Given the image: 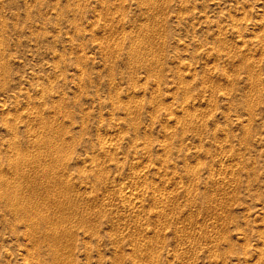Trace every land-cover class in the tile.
I'll return each instance as SVG.
<instances>
[{
  "label": "rangeland",
  "instance_id": "1",
  "mask_svg": "<svg viewBox=\"0 0 264 264\" xmlns=\"http://www.w3.org/2000/svg\"><path fill=\"white\" fill-rule=\"evenodd\" d=\"M2 174L0 264H264V0H0Z\"/></svg>",
  "mask_w": 264,
  "mask_h": 264
},
{
  "label": "bare ground",
  "instance_id": "2",
  "mask_svg": "<svg viewBox=\"0 0 264 264\" xmlns=\"http://www.w3.org/2000/svg\"><path fill=\"white\" fill-rule=\"evenodd\" d=\"M9 144H10V143H9ZM11 144H12V143H11ZM15 144H16V143H15ZM16 145H17V144H16ZM10 146H11V145H10ZM11 147H13V148H12V150H13L15 146L12 145ZM15 148H16V147H15ZM9 149H10V148H9ZM17 149H18V148H17ZM17 149H16V150H17ZM13 151H14V150H13ZM14 152H15V151H14ZM16 153H17V152H16ZM19 153H20V152H19ZM19 153L15 154L16 157H15V159L13 158L14 161H13V163L11 162V166H10L12 169H13V168L16 169L15 172H17V171H18L17 169L20 168V167H19L20 164H21V163H24V162H21V161H22L21 158H20L21 156H19V155H21V154H19ZM23 158H24V157H23ZM20 160H21V161H20ZM20 162H21V163H20ZM21 165H22V164H21ZM8 167H9V166H8ZM50 168H51V167H50ZM21 171H22V170H21ZM21 171H20V170L18 171V174H19V175H18L17 173H15V174H17L18 176H20V173H19V172H21ZM13 172H14V171H13ZM22 172H23V171H22ZM22 172H21V173H22ZM10 173H11V172H10ZM24 173H25V172H24ZM49 173H50V172H49ZM15 174H14V175H15ZM3 175H4V174H2V177H1V175H0V180L3 182L2 185H4L5 188H6V186H8V183H10V181H9V179H7L6 177H3ZM17 175H16V176H17ZM14 177H15V176H14ZM43 177H44V176H43ZM53 178H54V177H53ZM53 178H52V179H53ZM10 179H12V178H10ZM15 179H16V178H15ZM15 179H13V180H15ZM18 179H19V178H18ZM21 179H22V177H21ZM19 180H20V179H19ZM24 180H25V179H24ZM1 181H0V182H1ZM16 181H17V180H16ZM41 181H42V180H41ZM49 181H50V180H49ZM55 181H56V180H55ZM2 182H1V183H2ZM14 182H15V181H13V184H14ZM20 182H21V181H20ZM20 182H17V185H19ZM31 182H32V181H31ZM51 182H52V181H51ZM53 182H54V181H53ZM15 183H16V182H15ZM21 183H22V182H21ZM21 183H20V184H21ZM23 183H24V181H23ZM38 184H39V183H38ZM41 184H42V183H41ZM47 184H48V183H47ZM53 184H54V183H53ZM0 185H1V184H0ZM10 185H11V184H10ZM35 185H36V184H35ZM39 185H40V184H39ZM13 186H14V185H13ZM24 186H25V185H24ZM41 186H42V185H41ZM44 186H45V185H44ZM2 187H3V186H2ZM15 187H16V185H15ZM15 187H12V188H15ZM45 187H46V186H45ZM5 188L3 187L2 189H5ZM8 188L10 189V187H8ZM8 188H7V189H8ZM12 188H11V190H12ZM22 188H23V187H22ZM43 190H44V189H43ZM5 191H6V190H5ZM5 191H4V192H5ZM16 191H17V190H16ZM36 191H37V190H36ZM39 191H40V190H39ZM34 192H35V191H34ZM5 193H6V192H5ZM5 193H4V195H3V194H1V195H3V196L5 197ZM6 194H7V195L9 194V191H8V190H7V193H6ZM16 194H18V193H16ZM10 195H11V194H10ZM39 195H40V194H39ZM3 196H1V197H3ZM1 197H0V198H1ZM8 197H9V195H8ZM22 197H24V196H22ZM33 198H34V197H33ZM14 199H15V202H14V203H15V207L12 206V208H10V209H12L15 213L18 212V213L21 215L22 213H24V208H20L19 206H20V204L23 202V200H22V198H17V196H15ZM24 199H25V198H24ZM3 200H4V199H3ZM5 200H6V199H5ZM8 200H10V198H8ZM6 201H7V200H6ZM25 201H26V200H25ZM25 201H24V202H25ZM26 202H27V201H26ZM26 202H25V203H26ZM34 202H35V201H34ZM36 202H37V199H36ZM6 203H7V202H6ZM8 203H9V201H8ZM11 203H12V202H11ZM41 203H42V202H41ZM55 203H56V202H55ZM65 203H66V202H65ZM30 204H31V203H30ZM36 204H37V203H36ZM46 204H47V203H46ZM68 204H69V203H68ZM8 205H9V204H8ZM21 205H22V204H21ZM32 205H33V204H32ZM49 205H50V204H49ZM56 205H57V204H56ZM24 206H25V205H24ZM58 206H59V205H58ZM1 207H2V205H1ZM3 207H4V206H3ZM21 207H22V206H21ZM63 207H64V206H63ZM65 207H66V206H65ZM32 208H33V207H32ZM36 208H37V207H36ZM27 209H28V206H27ZM31 210H32V209H31ZM31 210H30V212H31ZM38 210H39V209H38ZM11 212H12V211H11ZM28 212H29V211H28ZM33 212H34V211H33ZM33 212H32V213H33ZM38 212H39V211H38ZM25 214H26V213H25ZM29 214H30V213H29ZM30 215L35 216L36 214H35V215L30 214ZM30 215H29V216H30ZM40 215H41V214L38 213L37 216L39 217ZM64 215H65V214H64ZM66 215H67V214H66ZM29 216H28V217H29ZM12 218H13V217H12ZM19 218H20V217H19ZM35 218H36V216H35ZM39 218H40V217H39ZM41 218H42V216H41ZM48 218H49V217H48ZM48 218L46 217V219H45V220L47 221L46 223L49 222V221L47 220ZM29 219H30V218H29ZM33 219H34V217H33ZM24 220H25V219H24ZM27 220H28V219H27ZM34 220H35V219H34ZM35 221H36V220H35ZM35 221H34V223H35ZM23 222H25V221H23ZM37 222H39V221H37ZM42 222H43V220H42ZM52 222H53V221H52ZM24 224H25V223H24ZM35 224H36V223H35ZM37 224H38V223H37ZM37 224H36V225H37ZM48 224H49V223H48ZM36 225H35V227H36ZM59 225H60V224H59ZM14 226H15V225H14ZM22 226H23V225H22ZM26 226H27V225H26ZM37 226H38V225H37ZM60 226H61V225H60ZM31 227H33V226L31 225ZM54 228H55V227H54ZM34 229L37 230L38 228H34ZM55 229H58V228H55ZM55 229H54V230H55ZM31 230H32V229H31ZM49 230L52 231L51 228H50ZM49 230H48V231H49ZM37 231H38V230H37ZM40 231H41V230H40ZM50 231H49V232H50ZM64 232H65V231H64ZM50 233L53 234V231L50 232ZM62 233H63V232H62ZM66 233H67V232H66ZM64 234H65V233H64ZM34 236H35V234H34ZM34 236H33V237H34ZM52 236H53V235H52ZM68 237H69V235H68ZM50 238H51V237H50ZM70 238H71V237H70ZM56 240H57V239H56ZM35 242H36V241H35ZM63 243H64V242H63ZM63 243H61V245H62ZM53 245H54V243H53ZM51 247H52V246H51ZM53 247H55V246H53ZM61 247H62V246H61ZM65 247H66V245H65ZM35 248H36V247H35ZM56 251H58V250H56ZM58 252H59V251H58ZM60 256H61V255H60Z\"/></svg>",
  "mask_w": 264,
  "mask_h": 264
}]
</instances>
